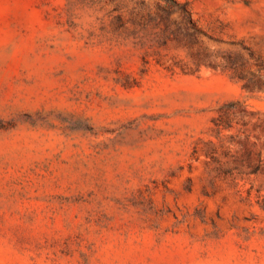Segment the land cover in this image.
Instances as JSON below:
<instances>
[{"label": "rangeland", "instance_id": "1", "mask_svg": "<svg viewBox=\"0 0 264 264\" xmlns=\"http://www.w3.org/2000/svg\"><path fill=\"white\" fill-rule=\"evenodd\" d=\"M0 264H264V0H0Z\"/></svg>", "mask_w": 264, "mask_h": 264}]
</instances>
